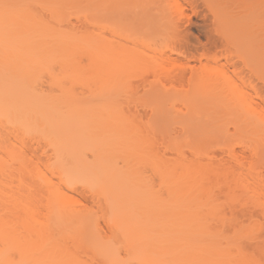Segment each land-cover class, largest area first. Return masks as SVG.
Segmentation results:
<instances>
[{"label":"rangeland","instance_id":"374dc122","mask_svg":"<svg viewBox=\"0 0 264 264\" xmlns=\"http://www.w3.org/2000/svg\"><path fill=\"white\" fill-rule=\"evenodd\" d=\"M73 1L0 0V264H145V233L156 264H177L185 223L200 224L201 243L230 246L228 261L264 264L263 210L250 200L228 205L202 171L206 157H191L172 131L174 117L187 124L192 112L215 110L229 145L264 147V105L253 94L264 98V0H206L214 11L203 0H194L196 9L179 0L182 16L173 0H130L120 21L100 12L98 0ZM155 13L180 26L183 57L168 52L173 26L162 20L140 29L122 19L141 23ZM102 29L114 57L104 72ZM159 63L185 76L176 89L163 79L162 99L151 91ZM141 79L147 89L137 87ZM241 90L259 109L241 100ZM19 178L40 191L41 214L20 210ZM72 191L89 200L74 202ZM245 210L255 217H241Z\"/></svg>","mask_w":264,"mask_h":264},{"label":"bare ground","instance_id":"6f19581e","mask_svg":"<svg viewBox=\"0 0 264 264\" xmlns=\"http://www.w3.org/2000/svg\"><path fill=\"white\" fill-rule=\"evenodd\" d=\"M50 1L52 3L54 1L56 4L62 5L66 2L68 3V1L70 3L71 0H50ZM76 1H75V3H76ZM81 1L83 2V0H81ZM95 1H93V2H95ZM173 1H174L173 4L175 5V9L176 8L178 9V10L177 9L176 10L180 13V16H182L181 13L184 11L183 10L184 6L181 5L180 1H182L183 4L185 3L186 5L190 6L191 8H195V7L197 8V2L194 0H180V1L179 0H173ZM78 2H79V0H78ZM73 3H74V1H73ZM98 3L102 8V10H100V12H102V11L108 12V14L110 13L111 15H113V13H114V15L118 14L117 16H119V14H120V18H118V17L116 18V20H119V21H120L121 17H123V15H125V13H128V10H129L130 4H131L130 0H98ZM98 3H97V5H98ZM203 4L206 5V8L208 7L209 10L211 9L214 11L215 4H209V3H207L206 0H203ZM142 5H144V3H142ZM151 5H153V7L155 6L153 3ZM158 7H159V4H158ZM108 14L105 13V15H108ZM158 14H160V13H155L156 16H152V15L147 16L146 15L144 17V15H142L143 17L141 16V18H144L143 20H145V21H143L141 23H139L137 21L135 23L134 19H132L133 21H131L129 19V17H127L128 15L124 16V18H122V19L123 20L128 19V21L125 20V22H127L128 24L127 23H125V24H127L130 27H133V26L136 27L137 25H140V26H138V27H140V29L142 27L144 28L143 23L147 24V26H149V27H152V26H153V28L157 27L158 24L162 20H163L162 22L165 23V25H167V27L169 25L173 26L174 29L172 28L173 29L172 35L170 34L169 36H171V37L173 36L174 42H172V45L176 44V46L169 48L171 50L170 51L168 50V52H171L170 54L174 53V54L180 55L179 57H181V56L183 57V53H185V52L182 53L180 51V49H183V44L186 40V37L182 36L180 31H178L180 26L175 24L172 17H169V15L168 16L165 15V17H164L165 19H164V18H161L164 16V14H163V16L160 15L161 17H159ZM102 15L105 16L104 14H102ZM116 15H115V17H116ZM183 15H184V13H183ZM113 16H112V18H113ZM140 19H137V20L140 21ZM175 22H177V21L175 20ZM161 25H163V24H161ZM170 26L168 28H170ZM215 29H216V27H215ZM100 31H103V33L100 32V33L96 34V36H98V38L100 39L101 44H102V46L99 45L100 48H99V54L98 55L102 57V58L101 57H99V58H101V60L103 62L100 59L98 61H100V63L102 64V66H101V64L99 63V65L101 66V69H102V70L101 69L100 70L103 71L106 69L105 62L107 63L108 58L111 60H112V58L114 59L113 54L111 53V50L109 48V44L111 46L113 41H110L107 37H105L106 34L104 33V29H102ZM214 32L216 33L215 35L218 36V34H219L218 31H214ZM214 32H213V34H214ZM99 34H103V35H99ZM169 36H168V38H169ZM107 40H109L110 42L109 41L107 42ZM208 41H209V39H208ZM216 41H218V40H216ZM210 42H211V45L215 46L214 39L212 41L210 40ZM188 43H189V41H188ZM107 45H108V47H107ZM184 45L186 46V44H184ZM176 47H178V48H176ZM201 48H202V46H201ZM203 48H204V46H203ZM215 48H216V46H215ZM108 49L110 52L108 51ZM205 51L207 53V49ZM100 53L102 55L104 53V55L102 56V55H100ZM110 56H111V58H110ZM203 57H204L203 55H200V57L198 58V62ZM213 57H215V56H212V58L211 57H209V58L213 59V60H217L216 57H215V59ZM184 58H185V56H184ZM187 59L189 60L190 58L187 57L186 60ZM166 60L169 61L170 59L168 57H166ZM166 60L164 59L163 65L166 64V63H164ZM173 64H175V63L173 62ZM227 65H230V62ZM100 66L97 65V67H100ZM169 66H171V65H169ZM174 66L171 69L176 68ZM180 67H182V69L185 68L184 66H180ZM157 68H158V70L162 71V73L160 72L159 74L155 75L153 83L156 84V86H155L156 88L151 90V91H154V96H156L159 99H162V98L166 97V96H164V94L168 90V88L166 87L165 81H167V83L170 84V89H176L175 88L176 86H174L175 83L178 84V82H179L180 84H182L181 78L183 80L185 78V76L183 75L184 78H183V76L177 77L176 74L172 73L173 70L165 69V67L162 66V63L161 64L159 63L157 65ZM188 68L191 71L195 70L194 66L193 67L190 66ZM177 69H178V67H177ZM99 73L101 74V72H99ZM106 73L107 72H105L104 74H106ZM181 73L183 74V72H181ZM181 73H179L178 75L179 76L182 75ZM102 77H105V76L102 74ZM163 79H165V81ZM247 83H246V86L248 85L250 87V89H252L253 92H255L256 88L254 89V87L251 86L250 82H249L250 85H249V83L248 84ZM243 85H245V84H243ZM137 87H143V88L145 87V89H147V83L145 82V79H141L139 81V84ZM247 89L249 90V88H247ZM240 92L242 93L241 95L245 94V95L240 96V97H241V100L244 101L246 105H248L250 107H252L251 106L252 103L255 105L257 103V102L255 103V101L253 102V99H255V98L261 100L262 101L261 103H263L262 105H264V98H263V96H260L258 94L257 90L255 93H253V94H255V98L252 97L253 99H251V97H250L251 95H249V94L248 95H249L250 99H249V97H246L248 95L246 93H244V91L241 90ZM257 104H256V107L258 108ZM259 112H260L259 113L260 115L263 114L264 108L261 107L259 109ZM192 114H194V115H191L189 117L190 120L187 124H183V122L179 123L180 120L178 118L174 117L177 122H174V121L172 122L173 126H174L172 128V131L178 137H181V138H184L187 140V142L189 144L187 151L189 152L191 157H206V161L203 164H201V167H202V171L205 173V175L208 176L210 186L213 189V191H216L218 196L220 194L223 195L225 197V202L230 206H234L237 203H241V202H245L247 200H250L251 202L256 204V205H254L255 207H258L261 210H263V212H261V214L264 216V176H262V172H261L262 169L264 168V159H262V158L260 159V157H264V147L261 149H254V148L249 147L247 145H241V144L229 145V143H228V138H229V134H230L229 130L227 128H223L219 125L217 126V123L215 121L217 120V118L219 116V112H217L215 110H205V111L203 110L202 112L201 111H197V112L194 111V112H192ZM181 117H184V116H181ZM178 127H179V129H178ZM236 147H239V148L241 147V149L243 150L242 151L243 153H244V151L249 152L248 157H250V159L248 160V157L245 156L242 152L236 153V151H235ZM24 150H25V147H24ZM36 151H37V149L35 148V149H33V151H31V153L34 155V158L39 161V157H41V156L37 155ZM167 151H168V149L165 147L163 152L166 153ZM217 152L220 154H217ZM31 153H30V155H31ZM33 155H32V157H33ZM40 155H42V154H40ZM223 155H224V157H223ZM182 156L188 157L184 153L182 154ZM245 157H247L248 161L245 159ZM17 181H18V183H17V186L15 187V189H16V193H17L16 197H17V200L19 201V204H20V210L22 211L26 207L33 206L34 212L37 214H41V208L43 207V203H42V199H41V193L38 190V188L37 187H36L37 189L34 188V185H33V187L30 186L31 183L29 185L26 184L27 182H25L24 179H21V178H19ZM72 193L74 195L76 194V196L79 198V200H78V198L75 199L71 195L68 196L69 199L73 200L74 202H76L78 204L82 205L85 201L89 200V198L82 193H78L77 191L76 192L72 191ZM185 211L192 213V211L190 209L185 210ZM19 216L20 215H17V217H19ZM241 217L254 218L255 216L253 215V212L245 210L242 212ZM17 219H18L17 224L23 226L22 218H20V219L17 218ZM19 221H20V223H19ZM191 221H192V224L195 223L193 225L197 224V222H194L193 220H191ZM185 224H183V228H187V230H189V233H190V231H191V233L189 234L186 229H183V230L187 231L186 232L187 236L185 234H184V236H181V235H183V233H181V231H180L181 235L179 233L180 236H179V238L177 237L176 242L178 244L176 243V245H175L177 247V248L175 247V249L177 251L176 261L179 262V263L177 262V264H230L232 262V259L230 261L225 259L226 254L224 255V253H225L224 246H226V245H224L222 248L221 247L222 244L219 243L220 246H218L217 245L218 241L214 240V239L213 240L212 239L211 240L206 239L204 243H201L200 239H202V238H198L199 239L198 240L197 237L195 236L198 234V232L200 230V229L199 230L197 229V228H199L198 226H200V224L196 228L197 233L195 235H194V233H195L194 231H196V230H194L195 228H193L195 226L191 227L192 224L189 223V226L191 225L190 226L191 230H190L188 228V226L185 227ZM148 225L149 224L147 223V226ZM187 225H188V223H187ZM180 226H177V227L179 229H181L182 227L180 228ZM147 229L149 230V228L145 229L146 232H147ZM145 238H146L145 239V246H146L145 250L148 249L147 250L148 252L145 251L146 252L145 253V264L146 263L147 264H156L155 258L153 257V255L151 256L152 244H153L152 238L146 233H145ZM207 240L208 241L210 240L209 243H207L208 242ZM198 241L201 244H199ZM203 241H204V239H203ZM213 241H215V243ZM228 246H229V244H228ZM237 247L238 248L235 247L236 252H238V249H241L239 246H237ZM228 249H230V246L227 247V250ZM228 252H230V250ZM226 253H227V251H226ZM238 253H239V255H237V256L241 257V255H240L241 252H238ZM238 253H236V254H238ZM230 256H231V254H230ZM230 256H228L226 258H229ZM219 257L224 258L226 261H223V260L221 261V259ZM239 257H236V258H239ZM217 258H218V260H217ZM243 258H245V257H243ZM146 259H148V261ZM53 260H54V258H53ZM65 260L67 261V257L65 258ZM239 261H241V262H239ZM239 261H236V263L235 262H232V263L233 264H241L242 262H244L241 259ZM70 263H72V262H70ZM72 264H74V263H72Z\"/></svg>","mask_w":264,"mask_h":264}]
</instances>
